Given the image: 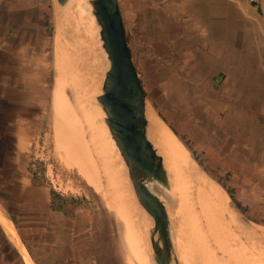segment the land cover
Masks as SVG:
<instances>
[{
	"label": "rangeland",
	"instance_id": "374dc122",
	"mask_svg": "<svg viewBox=\"0 0 264 264\" xmlns=\"http://www.w3.org/2000/svg\"><path fill=\"white\" fill-rule=\"evenodd\" d=\"M46 1L49 2L46 16L41 19L46 20L45 30L40 29V16L35 18L36 32L32 42L35 56L31 60L34 66L40 67L34 70H40L41 76L38 82L35 80L34 89L28 87L26 81L23 113L22 105L18 107L24 119L10 122L18 126L17 136L13 137L16 147L12 156V172L16 176L17 189L10 193L13 197L11 201L6 196L10 192L9 183L13 182L6 174L5 163L2 164L5 159L3 152H0V210L12 220L16 229L15 234L11 233L0 220V226L9 240L7 250L5 244L0 243V264H21L15 248L20 250L23 259L26 258L24 250L26 253L27 250L23 243L28 244L26 241L32 236L30 232L39 222L36 214L40 206L53 212V216L65 214L74 219L76 215L82 216V230L87 232L90 240H95L97 258L105 261V264L109 260L114 264H128L113 219L110 220L108 212L112 211L107 202L74 168L62 163L64 150L59 149L76 143L71 130H81L83 137L89 136L92 123L87 125V115L91 108L86 102L77 104L73 100L68 101V98L66 102H61L64 105L74 103L76 110L73 109V115L79 117L81 122L73 117L63 118L64 105L60 107L61 116H58L59 112L56 114V104L60 101L56 98V89H59L61 77L56 72V38L60 35L61 27H64L59 26L56 19L63 14L59 10L62 5L57 0ZM118 4L123 15L127 44L148 108L184 144L205 175L227 196L233 209L247 221L264 227V41L258 39L256 33L251 32L246 36L239 31V26H234L232 39L227 41L225 47L224 43L218 41L196 42L198 49H190L187 45L192 42L146 39L145 32L148 29L152 31L153 26L143 23L145 20L139 16L143 10L140 6L136 7V1L118 0ZM243 14L252 15L251 12L245 13V10ZM245 20L251 28L256 29L255 25H251L254 24L252 19ZM95 33L97 46L105 53L96 24ZM105 68H108V63ZM71 78L77 82L69 73L66 80L69 82ZM73 79L72 83H67L77 89ZM66 80L60 83L64 95L67 94L63 88H68ZM72 118L74 123L71 122ZM61 129L68 132L61 134ZM62 137L63 141H59ZM109 139V149L116 152L112 137ZM65 140L68 144H62ZM116 154L120 157L118 151ZM27 196L38 200L39 208L35 216L32 215L33 208L23 201ZM16 198L23 200L15 201ZM179 214V220L171 223L175 225L172 242L176 244L178 256L181 250L185 251L186 263L205 264L200 260L208 238V245L218 246L220 252L216 254L219 257L222 256L219 255L221 252L230 250V246L237 242L231 238L219 246L208 233L209 237L205 238L204 234L200 244L195 233L194 218L185 210ZM170 222H173V215ZM3 232L0 228V240ZM146 243L148 245L147 239ZM258 248L257 264H264V245ZM216 254L212 252L207 264H233L227 260L222 263ZM258 256L263 257L260 259ZM23 261L28 264L27 259Z\"/></svg>",
	"mask_w": 264,
	"mask_h": 264
},
{
	"label": "bare ground",
	"instance_id": "6f19581e",
	"mask_svg": "<svg viewBox=\"0 0 264 264\" xmlns=\"http://www.w3.org/2000/svg\"><path fill=\"white\" fill-rule=\"evenodd\" d=\"M90 1L66 0L65 5L59 8L63 15L57 16L56 19L59 26H64L60 29L59 37L56 38V72L61 76L59 77V89L58 87L56 89V98L60 100L56 104V114L58 115V112L60 114V107L64 105L61 100L66 102L69 98L68 101L73 100L77 104L86 102L91 108L90 114L88 113L90 116L87 115V125L92 123L88 138L81 135V130L80 132L76 129L71 130L75 134L73 136L76 138V143L68 144L66 140L62 142V144H68L63 149H59L64 150L62 156L65 159L63 158L62 163L74 168L88 184L94 187L101 199L107 202L112 211L108 212L109 217L110 220L113 219L112 222H114L119 242L122 244L126 262L128 264H134V262L155 264L148 237L151 218L137 203L132 193L123 161L117 156V151H111L108 145L111 132L106 120L107 114L104 106L97 99L98 92L99 96L106 93L104 73L107 61L104 53L97 46ZM69 73L76 78V83L73 78L71 79L77 89L68 84L71 82V79L69 82L66 80ZM64 80H66L65 83L68 82V88H63L67 95H64L60 86ZM62 96H66V99ZM74 103L71 102L73 106L70 102L69 105L65 103L63 106L65 110L61 108L63 111L61 113L65 115L62 117L66 119L73 117L81 122L79 117L73 115L76 110V107L73 108ZM144 116L147 138L156 152L160 169L168 184V187H162L152 183L148 185V188L165 206L171 237L175 220H179V213L185 210L194 218L195 233L200 244L203 242L204 234L205 238L209 237L208 233L218 242L219 246L226 244L231 238L237 241L230 246V250L221 252L219 255L222 256L219 257L216 254L220 252H218V246L208 245L210 241L208 238L202 259H199L201 262L207 264L212 252H215L218 256L216 258H219L222 263L226 260L233 264L259 263L257 260L259 250L256 251V249L261 244L264 245V227L247 221L233 209L227 196L205 175L184 144L170 131L162 119L148 108L147 101ZM63 131L64 129H61L60 133L63 134ZM64 132H68L67 129ZM63 138L59 141H63ZM173 208H176V211H173ZM172 215L173 222H170ZM0 220L11 233H16L12 221L1 211ZM171 223H174V227ZM172 244L176 256L179 257V264H189L184 261L187 257L185 251L181 250L178 256L176 244L174 242Z\"/></svg>",
	"mask_w": 264,
	"mask_h": 264
},
{
	"label": "crops",
	"instance_id": "0c3cea01",
	"mask_svg": "<svg viewBox=\"0 0 264 264\" xmlns=\"http://www.w3.org/2000/svg\"><path fill=\"white\" fill-rule=\"evenodd\" d=\"M35 1L0 0V136L2 138L17 136L15 133L18 131V126L10 122L24 119L22 117L24 114H19L18 107L20 104L22 105L23 113L26 81L28 87L34 89L35 80L38 82L41 76L40 70L37 72L34 70V68L40 67L34 66L31 60L35 56L32 49L34 41L33 18L36 14ZM135 1L136 7L140 6V9L143 10L141 13L139 12V16L145 20L143 23L153 26L152 31L146 27V30L148 29V31L145 30L146 39L192 42L187 45L190 49H198L196 42L216 43L218 41L224 43L225 47L227 41L232 39L234 26H239V31L246 36L251 32L256 33L257 38L264 41V0L259 7H254L244 0ZM244 10L245 13L251 12V17L244 15ZM120 14L123 18L121 10ZM245 19H252L254 24H250L252 27L255 25L256 29L251 28ZM149 34L152 36L148 37ZM34 75H36V79ZM37 87L39 86L37 85ZM33 95L34 93H32ZM4 151L6 150L1 145L0 152ZM13 170L10 175L13 183H9L10 192L6 196L9 201L13 198L10 193L17 189ZM30 187L28 192H30ZM19 200L21 201L23 198L15 199V201ZM23 201L33 208L32 215L35 216L36 209L39 208L38 200L33 196L32 198L27 196ZM40 205L42 204L40 203ZM1 213L4 214L2 211ZM52 213L40 206L38 214H36L39 222L33 226L30 232L32 236L26 241L28 244L23 243L28 253L24 250L28 264H105V261L97 258L98 251L95 247V240H90L87 232L82 230V216L76 215L74 219L65 214L53 216ZM4 216L7 217L5 214ZM0 228L3 232L2 226ZM0 243L1 245L4 243L6 250L8 249L9 240L5 232L1 236ZM15 249H17L15 251L21 264H25L20 250ZM109 259L112 258L109 256ZM108 264L114 263L109 260Z\"/></svg>",
	"mask_w": 264,
	"mask_h": 264
},
{
	"label": "water",
	"instance_id": "95a60500",
	"mask_svg": "<svg viewBox=\"0 0 264 264\" xmlns=\"http://www.w3.org/2000/svg\"><path fill=\"white\" fill-rule=\"evenodd\" d=\"M57 1L62 6L66 2ZM90 5L108 63L104 73L106 93L97 99L106 111L107 124L127 169L132 193L151 218L148 237L153 260L155 264H179L165 206L148 188L152 183L162 187L168 184L146 135L147 99L127 44L118 0H91Z\"/></svg>",
	"mask_w": 264,
	"mask_h": 264
},
{
	"label": "trees",
	"instance_id": "16d2710c",
	"mask_svg": "<svg viewBox=\"0 0 264 264\" xmlns=\"http://www.w3.org/2000/svg\"><path fill=\"white\" fill-rule=\"evenodd\" d=\"M36 2V8L37 10H35L36 14L33 18V24H34V19L35 18H38L39 16V19H40V24H41V30H45V24H46V20L44 19L43 21H41L42 17H45L46 16V9H47V6H48V1L46 0H41L40 2H38L37 0L35 1ZM119 10H120V7H119ZM43 22V23H42ZM37 28H38V25H37ZM35 32H36V29H35V24H34V37H35ZM42 39V37H41ZM0 139H1V143H0V146L3 145V149H5L6 151L3 152V158L5 159L4 162H2V164H4L6 166V174L11 175V170H12V163H13V160H12V156H13V153H15V139H13V137H9V138H2L0 136ZM11 165V166H10ZM232 197V195H230Z\"/></svg>",
	"mask_w": 264,
	"mask_h": 264
},
{
	"label": "built area",
	"instance_id": "2783aa9c",
	"mask_svg": "<svg viewBox=\"0 0 264 264\" xmlns=\"http://www.w3.org/2000/svg\"><path fill=\"white\" fill-rule=\"evenodd\" d=\"M254 7H259L261 5L262 0H244Z\"/></svg>",
	"mask_w": 264,
	"mask_h": 264
}]
</instances>
